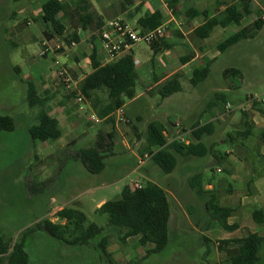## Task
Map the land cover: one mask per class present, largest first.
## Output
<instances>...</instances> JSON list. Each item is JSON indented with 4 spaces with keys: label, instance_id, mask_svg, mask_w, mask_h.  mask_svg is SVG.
Segmentation results:
<instances>
[{
    "label": "rangeland",
    "instance_id": "obj_1",
    "mask_svg": "<svg viewBox=\"0 0 264 264\" xmlns=\"http://www.w3.org/2000/svg\"><path fill=\"white\" fill-rule=\"evenodd\" d=\"M255 1L260 5L259 0ZM26 2V0H0L1 29L8 28L5 16L11 12L18 13ZM252 5L253 24L260 16H264V11L261 5V8L254 2ZM27 19L26 15H19L17 18L18 23L25 30L22 35L9 36V33L0 32V104L7 102L8 108V110L6 107L0 108V115L13 117L17 123L15 132L0 133V221H3L10 233L19 232V237H21L27 228L35 226L43 219L59 223L60 221L56 218L58 212L53 213L59 207L79 209L86 215L89 223L104 229V233L92 241L88 247H81L79 251H75L74 255L64 257L61 264L69 262L71 264H111L102 258L100 251L96 248L101 238L110 237L109 247L118 252L126 245L120 243L110 227L108 216L99 212L98 203L102 200L108 202L120 199L127 185H130L132 189L145 185L146 180L140 179L137 176L138 171L133 172L132 170L137 169L143 174H147L150 170L153 181L168 191V200L173 211L169 243L162 253L151 254L148 257H146L145 250L141 254L142 248L137 244L129 264H229L219 259V256L223 258L218 249L219 240L216 244L212 243L216 234L202 231V227H210L213 224V221L208 220L209 215L205 208L209 195L205 198L196 196L189 188L187 180L205 168V172H201L204 176V184L207 187L208 185L214 187V196L222 206L235 209L237 214L244 212L251 214L252 209L256 207L244 206L242 201L247 194L245 185L249 179H252L254 165L257 166L255 179H264V171L259 163H264V161L258 158V155L264 152V143L261 140L264 124H259L261 121L258 120L260 128L255 129L254 135L248 140H243L236 135L238 143L234 147L231 144L221 147L220 145L222 141L227 140V134L224 133L225 128L230 127L231 129L227 131L230 133L243 130L244 118L239 108L247 106L250 96L263 94L264 30L259 32L254 39L244 41L221 55L211 65L210 77L199 86L193 87L190 83L183 82L181 93L163 100L164 107L160 109L158 117L160 119L162 117L163 121H165L164 116L177 121L168 123L169 142L179 136H185L186 140L191 139L192 127L190 126L205 122L206 117L202 116V113L217 93H224L228 98L227 102L234 110L232 114H229V118L214 120L216 133L212 137L204 138V144L208 148L213 147L215 152L221 151L225 154L231 149L232 153L229 155L231 162L225 161L219 165L213 155L202 160L180 158L178 168L173 173V177L169 179L171 175H164L157 167L160 175L155 172L151 160L141 164L148 155L147 143L143 142L142 137L137 138L132 135L133 126L137 123L133 118L129 119V123H121L122 133L117 134L116 156L107 160L106 170L99 175L90 174L79 161L67 157L63 159L60 154L63 149L48 158L50 154H47L46 149L50 145L34 142L30 138L29 129L37 124L38 109H32L29 106L26 84L29 80L18 76L15 68L21 67L26 62L33 69L44 62V59L40 57L41 48L37 43H27V33H29L25 26ZM68 25L70 30L77 32V29L81 28L79 16L74 17ZM141 47L148 50L146 45H141ZM233 68L239 69L243 78H239L238 75L229 76L230 78L225 81L224 71ZM228 85H231V91L226 90ZM141 87L139 82L136 88L138 93H141ZM151 95L153 97L158 95L152 101L155 104L162 100L158 94V88L154 89ZM226 106H223L221 110L225 111ZM259 108L262 110L264 104H260ZM130 110H133L132 107ZM247 113L253 116L256 111L250 108ZM221 114L223 112L218 110L212 116L218 118ZM235 114L240 121L236 119L232 121L231 118ZM261 116L263 119L264 116ZM83 117L87 118L86 115ZM208 118H210L209 115ZM175 130L179 133L176 134ZM184 132L188 134L184 135ZM84 146L83 142H74L64 150L70 147L71 152H77L89 148V145ZM132 152L135 155H131ZM256 154L257 160L254 157ZM38 156L44 160H37ZM218 169L222 172L218 173ZM186 170L191 171L183 174ZM231 177L234 178V182ZM174 184H177V187ZM227 184L234 185L230 188ZM29 186H32L33 192L29 191ZM253 225L258 228L255 233L264 235V229L254 222ZM209 229L216 230L215 227ZM204 237L210 239L211 242L204 243ZM31 246L32 262L39 264L37 261L40 258H38V252L35 253V251L44 250V247H40L36 242ZM118 264L126 263L119 262ZM258 264H264V250Z\"/></svg>",
    "mask_w": 264,
    "mask_h": 264
},
{
    "label": "crops",
    "instance_id": "obj_2",
    "mask_svg": "<svg viewBox=\"0 0 264 264\" xmlns=\"http://www.w3.org/2000/svg\"><path fill=\"white\" fill-rule=\"evenodd\" d=\"M26 1H27L26 4L22 8H20L18 13L11 12L7 16H5V22L7 23L8 28L6 29L4 27L3 29H1V25H0V32L9 33V36H16L18 34L22 35L25 32V30L24 27L21 26L20 23H18L17 18L19 15H26L28 19L25 23V26L27 27L28 29L27 31L29 32L27 33L26 31V33L28 34L27 43L28 44L37 43L41 48L40 57L44 59V62L38 64L33 69L29 67V65H27V63L25 62L21 67L17 66L15 68V73L18 76L24 77L27 80H29L26 82V84L31 83L35 86L38 97L41 100H47L44 110L49 117H51L52 119L56 120L59 123V126L63 132L62 138L59 139L58 141L44 142V144L50 145L49 147L47 146L48 148L46 149L47 154H50L48 155V158L54 156L55 153L57 154L62 149L63 150L61 152L67 150L70 153H75V151L71 152L70 147L69 149L67 148L64 150V148H66L69 144L74 142L75 143L83 142L85 146L89 145L88 147H92L95 144L97 135L100 131H104L106 133H112V132L115 133L116 143H117V134L122 133L120 129V126L122 124L117 122L115 117V112L112 115L103 119L99 117V112L109 103L108 95L106 93L99 91L93 93L90 99H87L85 97L86 109L85 111L81 112L79 110V105L75 101L77 92L67 91L64 85L62 84V81L58 78V71L62 67L66 68L71 73L74 80L77 82L78 91L81 92L82 83L89 75L93 73L92 55L94 51L97 53V61L101 65L105 66L107 64H110V62L107 61L105 55L103 54L99 39L96 36L97 31L100 30V28L104 25L106 21L114 18H120L124 22L132 25L133 27L142 30L139 25L140 20L148 18L155 13H160L162 16L161 25L163 24L168 25L165 36L158 41L159 45L161 46V50L158 54L155 55L154 51L151 48V45L149 46L146 44H138L129 52V54L132 55L134 58L136 72L139 77V82L142 86L141 87L142 91L141 93L140 92L138 93L136 90V97L133 100L126 101V104L123 107L124 114L126 119L129 120L133 118L136 120L137 123L133 126L132 135L134 137L136 136L137 138L142 137L143 142L145 143L147 142V131L150 124L154 122H159L165 125L167 128L166 136H168V132H169L168 123H171L172 121L177 122L176 119L171 120L170 117L164 116L165 121L162 120V117L161 119L160 117H158V114L160 113V109L164 107L163 100L165 99H162L157 104L153 103L152 101L155 100L158 97V95L156 97H153L151 95L152 91L158 88V94H159L160 89L172 77L178 74L180 76L179 83L181 85V88L183 82L191 84V80L194 76L195 70L202 69L207 65L211 66L212 64H214V62H216L218 58L221 55H223L218 52L217 46L225 39L234 35L240 30V28L237 26H230L228 28L218 27L213 31L212 35L208 39L202 40L195 35V31L205 25L206 23L205 18L201 15L196 17L195 16L188 17L187 15V11L196 10L197 12H199V14L207 13L210 18L217 17L225 12L228 5L238 4L239 0H180L175 10L171 9L169 6L170 0H146L144 2H141L140 0H130L125 3L126 6L124 7L121 6V2L119 0H58L61 4L67 7V12L61 13L57 17L60 24L65 29L64 34L60 37H55V39L52 40L51 42H47L44 38V33L46 31V28L42 22V17L44 15L43 6L50 0H26ZM253 2L256 3L257 6L259 7L261 5L262 8L261 7L260 8L264 11V0H259L260 5H258L259 3H257L255 0H253L252 3ZM87 8L88 10H90L89 13L93 14V22L88 27V30L83 31L82 26L81 28L77 29L78 30L77 32H75L74 30H70L68 22L71 21L68 19L66 14L68 12L70 13L72 10L77 9L79 11L78 14H80L79 15L80 18L81 15L82 16L85 15L83 14V10L86 11ZM251 17L252 15L242 23L243 27H248L252 25ZM262 31H260V33ZM74 35L77 36L78 38L77 40L74 39ZM72 43H74L75 46H72L71 45ZM45 45H47L48 52L44 56H42L41 53ZM59 45L63 46L61 50H57V46ZM141 45H146L148 50L143 49ZM55 66H57V68H55ZM233 69L238 70L240 72V74L238 75L239 78L241 77L243 78L242 72L239 69L236 68ZM227 70H225L223 73L225 81H227L228 78H230L225 76V72ZM21 81L24 82L23 80ZM228 86L229 87L226 88V90L231 91L230 90L232 89V87L230 88L231 85ZM217 94H224V93H217ZM171 97H168L166 99H169ZM147 98L149 99L147 100ZM6 103L7 102L0 104V108L6 107V110H8ZM227 104L229 103L227 102ZM133 106L135 109L133 108ZM208 106L209 104L206 106L205 110L202 113V116L206 117L205 122L204 123L198 122L191 125L190 127H192V130L197 125H200L202 127L207 124H213L215 126V133H216L217 128L215 124L216 122L214 120H220L224 117L225 119L229 118L230 117L229 114L233 113V112L228 113L226 111H223L221 110V108L220 109L215 108L213 110H209ZM130 107H132L133 109L132 111L130 110ZM32 109H38L37 110V116H38L39 108H32ZM218 110L223 112V114H221V116L218 118L217 117L213 118L212 115L216 114ZM262 110L264 112V108ZM255 111L256 113L253 116H249L247 112L246 114L248 115L249 122L253 123L255 129L258 130V128H260L259 124L262 125L264 124V118L263 119L261 118L262 117L261 115L264 116V114L261 113L260 111L257 110ZM85 115L87 116V118L83 117ZM91 115L97 116V118L99 119V123L96 124L92 122L90 120ZM208 115L210 118H208ZM37 116H36V120H37ZM242 116L244 118L243 113ZM231 119L232 121L235 119L237 121L239 120L236 114ZM258 120L261 121V123H259ZM242 124H243L242 127L244 128L241 131L230 133L227 132L229 129H231L230 127L224 129L225 130L224 133L227 134V140L222 141L220 147L222 145H230V144L233 147L236 146V144L238 143L236 135L238 136L239 132H244L246 130L245 118ZM177 125L179 127V124ZM30 129H29V134H30ZM172 131L174 132V130H171V132ZM175 131L176 134L179 133L177 130ZM185 134L188 133L184 132V135ZM212 136H204L201 141L204 146V149L206 151L207 150L209 151L207 156L203 158L177 156L178 166L180 163V158L186 160L188 159L202 160L207 158L209 155H213L214 157L216 155L217 158L221 159L222 161L220 163L215 158L216 163L219 165H222V163H224L225 161H227V163H229V161L231 162L230 160L231 157H229V155L232 153L231 149H229L230 152L228 153L226 152L225 154H223L221 151L215 152L213 147L208 148L204 144V138L212 137ZM231 136L233 139L235 138L236 141H233ZM30 138L32 139L31 135ZM174 140H179V142H182L186 145H189L191 143L197 144L193 136H191V139L188 140H186L185 136L184 137L179 136ZM34 142H39V141H34ZM153 150L156 151V149ZM131 155H135V154H133L132 152ZM134 157L135 156H133V158ZM254 157L257 160V154L254 155ZM258 158L264 161V152L260 156L258 155ZM36 159L40 161L44 160L43 158L42 159L39 158V156L36 157ZM259 163H261L262 165L261 168L264 171L263 168L264 163L262 162ZM156 167H157L156 165L153 166L155 172L159 174V171L156 169ZM256 168L257 166L254 165V168L252 169L253 176L254 174L255 176L257 174ZM204 169L199 170L198 173L193 177L197 175L201 176L203 180L204 190L207 193H210L211 195L214 194L213 193L214 187L211 185H208V187L205 186L204 176L201 173L204 171ZM132 171L133 172L138 171L137 176L140 177V179L146 180V182H152L154 184L159 185L158 183L153 181L152 179L153 175L150 172V170H148L147 174H143V172H139V170L137 169H133ZM190 171L191 170L188 171L186 170L183 174H186V172L189 173ZM217 172L221 173L222 170L218 169ZM173 173L170 174L171 177L169 179L173 177ZM253 176L252 179L248 180L247 185H245V188L247 189V194L243 197L244 199L242 201V204L248 207L256 206L264 210V179L257 180L255 179V176L254 177ZM231 179L234 182V178L231 177ZM190 180H187V184L191 189ZM175 185L177 187V184H174V186ZM227 185L231 188L232 185L234 184H227ZM159 186L162 187L161 185ZM164 190L168 194V191L166 189ZM191 191L194 192L192 189ZM105 203L106 201L104 200L100 201L98 203V207L100 208ZM63 208L64 207H59L53 213H57ZM235 212L233 213L232 217L228 219V224L230 226H234V225L238 226V229L234 232H227L223 230L220 227L219 223L217 221L212 220L210 216L208 217V220L210 219V221H213L212 226L202 227L203 228L202 231L204 233L216 234V236L214 235L215 236L214 241H212L213 244H216L217 240H219L218 244H220L221 242H229V245L225 246L224 250L220 249V247L218 248L220 254L223 256L222 258L218 255L219 259L225 262H226L225 250L235 247L236 246L235 243L237 241L243 239L245 236H247L248 233H255L256 230L258 229L256 226L253 225L254 221L252 219V211L251 214L246 212H244L243 214H239V213L237 214V212L236 213ZM172 216H173V211L170 219V227H171ZM213 227H215L216 230L209 229ZM259 227L264 229V224ZM218 228L219 230H217ZM0 233L6 240L11 242L12 245H14L21 238L19 237L20 234L19 232L10 233L9 229L7 228L6 225H4L3 221L2 222L0 221ZM35 242L38 243L40 247H44V250L35 251V253L38 252V258H40L37 261L39 262V264H61L64 257L66 258L68 257V255L71 254L74 255L75 251H79V249H81V247L66 248L47 233L43 231H36L27 240V252L30 258V264H35L32 262V252L30 251V248L32 247L31 245L34 244ZM210 242H211L210 239L204 237V243L208 244ZM137 244H139L138 238H130L127 240L126 246L120 248L119 252L117 250L112 249V247L108 248V252L111 254L114 263L118 264L119 262H124L126 264H129L131 258H133L132 253H134V248L135 246H137ZM141 248H142L141 254H143V250H145V252L147 250H151L153 249V245H148L147 247L141 246ZM66 264H71V263L69 262Z\"/></svg>",
    "mask_w": 264,
    "mask_h": 264
},
{
    "label": "trees",
    "instance_id": "obj_3",
    "mask_svg": "<svg viewBox=\"0 0 264 264\" xmlns=\"http://www.w3.org/2000/svg\"><path fill=\"white\" fill-rule=\"evenodd\" d=\"M121 6L130 0H119ZM144 2L146 0H140ZM180 0H170L169 6L175 10ZM44 15L42 22L46 31L44 38L51 42L55 37L64 34V27L60 24L57 17L61 13L67 12V7L58 0H50L43 6ZM253 5L251 0H239L238 4H230L225 12L217 17L210 18L207 13L199 14L196 10L187 11L188 17L203 16L206 23L195 31V35L202 40L208 39L213 31L218 28H228L237 26L240 30L234 35L228 37L217 46L219 53L224 54L238 44L254 39L257 34L264 29L262 16L252 25L243 27L242 23L253 14ZM77 9L68 12L66 16L72 22L74 17L79 16ZM80 16L83 31H87L93 22V14L89 13L88 8L83 10ZM162 23L160 13H155L148 18L139 21V25L144 31L157 29ZM77 40V36L74 35ZM154 54L161 50L159 43L151 45ZM93 73L89 75L81 86V93L87 99H90L95 92H104L108 95L109 103L100 112V118H106L117 110L123 108L126 101L133 100L136 97V88L139 83V77L136 72L135 61L132 55L127 54L116 62L101 65L97 61V53L92 55ZM211 73V66L207 65L202 69H197L191 80V84L196 87L204 82ZM240 72L230 69L225 72V76H237ZM179 74L172 77L161 89L162 99L173 96L181 92L179 83ZM27 101L31 108H39L37 124L30 129V135L34 141L55 142L62 138L63 132L59 123L48 116L44 108L47 100H41L38 97L36 88L28 83ZM227 105V97L224 94H217L209 103L208 109H220ZM260 105H254V109L260 111ZM245 118L246 130L239 132V138L248 140L253 136L255 126L249 122L246 112H242ZM16 130V120L10 116L0 115V133H13ZM167 128L165 125L154 122L149 125L147 131L146 152L152 156L151 161L156 165L164 175L172 174L177 166V156L203 158L209 151L204 149L202 139L204 136H212L215 133V126L207 124L205 126L197 125L191 134L195 143L186 145L179 140L168 141L166 136ZM232 138V136H231ZM233 141H236L235 138ZM261 140L264 143V132L261 134ZM232 141V142H233ZM116 143L115 133H106L100 131L97 135L95 144L92 147L81 149L75 153L65 150L61 152L62 158L74 159L79 161L83 167L92 175H99L107 168V160L114 157ZM153 149H156L154 151ZM215 158L221 163V159ZM62 159V160H63ZM59 161V159H58ZM61 162V160L59 161ZM62 164V163H61ZM191 189L200 198L209 195L206 203V212L212 220L217 221L220 227L227 232H234L238 226H230L228 219L232 217L235 209L223 207L218 202L214 194L207 193L204 190L202 177L197 175L190 180ZM32 191V186H29ZM99 212L108 216L109 225L115 232L122 245L127 244L130 238H138L142 247L153 245V249L146 251V257L151 254L162 253L169 243L170 219L172 209L168 200L167 192L157 184L147 182L141 188L132 189L125 186L121 198L106 202L99 208ZM60 221L54 223L49 219H43L32 228L27 229L20 240L14 245L6 240L0 233V264H30V258L27 252V240L36 231H43L56 239L66 248L88 247L91 242L104 233V229L96 224L89 223L86 215L75 208H64L56 214ZM252 219L255 224L261 226L264 224V210L259 207L252 209ZM229 242H221L220 249L224 250ZM235 247L225 250L226 262L229 264H258L261 260V253L264 250V236L256 233H248L243 239L235 243ZM110 246V237H102L96 248L100 251L102 258L114 264L111 254L108 252Z\"/></svg>",
    "mask_w": 264,
    "mask_h": 264
},
{
    "label": "built area",
    "instance_id": "obj_4",
    "mask_svg": "<svg viewBox=\"0 0 264 264\" xmlns=\"http://www.w3.org/2000/svg\"><path fill=\"white\" fill-rule=\"evenodd\" d=\"M264 21V16L262 17ZM168 25L163 24L155 30L142 31L132 25L124 22L120 18H114L108 20L104 25L97 31V38L99 39L101 49L105 55L108 62L113 63L119 60L121 57L129 54V52L138 44L153 45L161 40L167 31ZM75 46L74 43L71 44ZM63 46H57V50H61ZM48 52L47 45L41 53L44 56ZM58 78L62 81V84L67 91L77 92L75 101L79 105V110L81 112L85 111V97L77 89V82L72 77L71 73L66 68H61L58 71ZM247 106L240 107L242 112H247L254 105L264 104V90L263 94L260 96H250L247 100ZM226 112L234 111L232 106L229 104L226 106ZM115 117L119 123H129V120L125 118L124 108H121L115 112ZM90 120L94 123H99V119L95 115L90 116ZM152 156L150 154L145 156V159L141 162L143 164L147 160H151ZM142 186H137L136 188H141Z\"/></svg>",
    "mask_w": 264,
    "mask_h": 264
}]
</instances>
